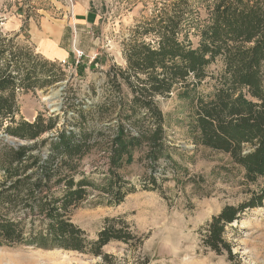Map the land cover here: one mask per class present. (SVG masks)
Masks as SVG:
<instances>
[{
  "label": "rangeland",
  "instance_id": "374dc122",
  "mask_svg": "<svg viewBox=\"0 0 264 264\" xmlns=\"http://www.w3.org/2000/svg\"><path fill=\"white\" fill-rule=\"evenodd\" d=\"M217 1L0 0V67L8 62L19 64L17 53L26 56L29 51L35 56L39 73L45 69L57 75L61 69L64 74L63 81L51 86L16 90V117L33 122L39 115L45 119L57 115V129L62 124L71 129L68 122L74 123L83 109L85 128L98 133L104 130L102 135L90 139V149L78 162L75 180L84 175L93 186L86 188L80 203L70 207L69 219L91 240L106 219L121 217L131 226L139 237L136 246L111 243L103 248L113 264H136L143 259L148 264H264V202L262 207L244 212L225 228L223 237L231 246L232 257L225 253L216 255L202 245L207 222L224 206H236L247 199L241 176L233 178L218 171L220 165L231 166L229 157L195 145L191 135L195 99L211 96L221 86L223 63L219 58L206 68L207 77L188 97L181 96L182 87L176 85L168 95L154 98L163 119L164 156L151 164L142 149L134 154L132 164L115 172L124 191H131L118 205H109L108 194L103 192L110 174L108 153L100 143L118 124L109 104L119 98L128 101L133 95L129 85L117 76L118 70L127 67L125 48L135 41L155 46L158 35L143 32L149 27L157 28L160 17L172 15L173 10L182 13L177 41L196 47L200 31L212 21ZM83 5L85 14L78 16L76 9ZM114 77L121 84V95L110 80ZM39 80L44 81L43 76ZM130 82L137 84L133 77ZM261 82L264 90V65ZM47 95L49 101L43 99ZM146 115L147 112L140 111V118ZM127 127L136 136L139 130L151 126L146 118L136 128L130 124ZM6 139L10 145L16 144ZM46 146L41 148V154H48ZM249 151L247 146L245 153ZM151 179L157 185H149ZM62 189L63 184L54 190L55 195H60ZM17 215L26 223L38 222L27 217L24 210L20 209ZM97 263L99 258L75 252L0 247V264Z\"/></svg>",
  "mask_w": 264,
  "mask_h": 264
},
{
  "label": "trees",
  "instance_id": "16d2710c",
  "mask_svg": "<svg viewBox=\"0 0 264 264\" xmlns=\"http://www.w3.org/2000/svg\"><path fill=\"white\" fill-rule=\"evenodd\" d=\"M171 14L160 17L157 28L144 30V35H158L155 46L135 41L124 50L127 67L118 70L117 76L129 85L133 95L128 101L119 98L109 104L118 124L100 143L108 153L110 174L103 192L108 194L109 205H118L131 191H124L115 172L132 164L134 154L142 149L151 164L164 156L163 119L154 98L168 95L176 85L182 87L180 95L188 97L207 77L206 68L221 59V86L211 96L195 99L190 128L195 145L229 157L231 166L220 165L218 171L233 178L241 176L247 190L244 202L224 206L204 227L203 247L230 258L233 255L223 237L225 228L264 202V0H218L212 21L200 31L196 47L177 41L182 13L173 10ZM16 57L19 67L9 62L0 67V247L75 252L99 258L97 264H113L103 248L111 243L136 246L139 237L131 226L121 217L106 219L91 240L69 219L70 207L80 203L86 188L93 186L84 175L75 180L78 162L90 149V139L104 130L98 133L85 128L83 109L74 123L68 122L71 129L63 124L57 129V115L46 119L39 115L33 122L18 119L16 90L51 86L63 81L64 74L61 69L57 75L45 69L39 73L35 56L29 51L26 56L17 53ZM40 75L44 81L40 82ZM131 77L136 85L130 82ZM110 80L121 95L117 77ZM140 111L148 115L140 118ZM146 118L151 127L133 136L128 124L136 128ZM52 131H56L54 135H50ZM6 138L16 144L10 145ZM20 142L23 144L18 145ZM45 144L47 155L41 154ZM247 146L250 151L245 153ZM62 184L61 194L55 195L54 190ZM148 184L157 185L154 179ZM20 209L38 222L26 223L17 215ZM148 262L143 259L136 264Z\"/></svg>",
  "mask_w": 264,
  "mask_h": 264
},
{
  "label": "crops",
  "instance_id": "0c3cea01",
  "mask_svg": "<svg viewBox=\"0 0 264 264\" xmlns=\"http://www.w3.org/2000/svg\"><path fill=\"white\" fill-rule=\"evenodd\" d=\"M78 2H80L81 0H77ZM89 1V0H88ZM77 10V15L78 16H82V15H84L85 13H84V10H85V6L83 5V6H80L79 7V9H76ZM57 54H59V53H57Z\"/></svg>",
  "mask_w": 264,
  "mask_h": 264
},
{
  "label": "bare ground",
  "instance_id": "6f19581e",
  "mask_svg": "<svg viewBox=\"0 0 264 264\" xmlns=\"http://www.w3.org/2000/svg\"><path fill=\"white\" fill-rule=\"evenodd\" d=\"M48 95H49V94H48ZM48 95L45 96V97H43V99L47 101V100L49 99V96H50V95H49V96H48ZM48 101H49V100H48Z\"/></svg>",
  "mask_w": 264,
  "mask_h": 264
},
{
  "label": "water",
  "instance_id": "95a60500",
  "mask_svg": "<svg viewBox=\"0 0 264 264\" xmlns=\"http://www.w3.org/2000/svg\"><path fill=\"white\" fill-rule=\"evenodd\" d=\"M61 88H62V87H61ZM48 100H49V99H48ZM48 100H47V101H48ZM18 145H21V144L19 143Z\"/></svg>",
  "mask_w": 264,
  "mask_h": 264
}]
</instances>
